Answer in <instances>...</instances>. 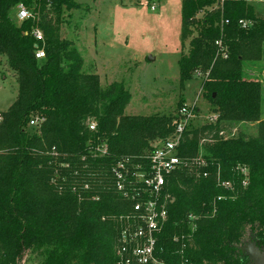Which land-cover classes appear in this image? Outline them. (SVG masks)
I'll return each mask as SVG.
<instances>
[{
	"label": "trees",
	"instance_id": "trees-1",
	"mask_svg": "<svg viewBox=\"0 0 264 264\" xmlns=\"http://www.w3.org/2000/svg\"><path fill=\"white\" fill-rule=\"evenodd\" d=\"M216 3H181V43L190 41L178 60L179 86L183 89L196 72L205 75L202 97L217 120L186 133L178 152L195 158L199 143L209 142L203 157L210 165L209 177L182 171L168 179L175 201L157 244L166 264H254L249 249L264 247L261 82L243 69L263 58L264 18L257 17L247 0H225L210 10ZM19 5L33 7L40 17L14 23L10 14ZM47 7L58 14L75 4L0 0V56L18 87L12 105L0 113V264H19L26 251L39 254L38 264H115L114 219L127 213L131 203L116 193L111 166L122 158H141L150 142L167 138L174 116H125L128 96L115 86L102 91L96 75L81 72L75 49L58 37V27L43 19ZM200 13L204 16L197 24ZM239 20L253 25L242 30ZM38 29L41 42L33 36ZM218 40L227 48V59L216 57ZM37 50L43 51V59L35 58ZM33 118L43 122L31 134L27 126ZM89 118H96L98 132L86 130ZM241 122H259L256 139L222 141L221 127ZM101 141L106 155H90ZM237 165L249 170L245 189L232 172ZM216 166L222 179L234 183V199L218 200L228 194L215 185Z\"/></svg>",
	"mask_w": 264,
	"mask_h": 264
},
{
	"label": "rangeland",
	"instance_id": "rangeland-1",
	"mask_svg": "<svg viewBox=\"0 0 264 264\" xmlns=\"http://www.w3.org/2000/svg\"><path fill=\"white\" fill-rule=\"evenodd\" d=\"M181 3L182 0H74L75 7L71 10L63 7L56 14L47 7L42 17L58 27V37L75 49L83 74L96 75L102 91L115 86L128 96L125 116H174L181 106L195 104L197 118L192 129H199L209 124L208 119L215 114L202 97L203 76L194 74L183 89L179 86L178 60L187 52L190 41L181 43ZM247 3L253 5L257 17L264 18L259 0ZM23 7L30 15L40 17L33 13V7ZM16 14L15 8L10 18L19 24ZM203 16L197 15V24ZM193 29L194 37L196 26ZM243 69L250 78L261 82L260 121H264V55L258 63H245ZM16 92L15 76L6 58L0 56V113L8 109ZM89 119L97 123L96 118ZM258 123L224 125L220 138L256 139ZM38 128L28 124L27 131L32 134ZM208 143H199L197 158L208 155ZM259 251L264 257V247ZM22 260L19 264H38L40 257L36 252L26 251Z\"/></svg>",
	"mask_w": 264,
	"mask_h": 264
},
{
	"label": "built area",
	"instance_id": "built-area-1",
	"mask_svg": "<svg viewBox=\"0 0 264 264\" xmlns=\"http://www.w3.org/2000/svg\"><path fill=\"white\" fill-rule=\"evenodd\" d=\"M224 1L217 0L210 10L221 7ZM16 9L19 22L29 19L30 14L22 5ZM224 24L227 25L228 21ZM237 24L242 30L250 29L253 25L249 20H239ZM33 36L38 42L43 40L39 31L33 32ZM214 45L217 49L216 57L227 59V48L222 41L218 40ZM35 58L43 59V51H35ZM195 75L203 76L200 72H196ZM196 118L195 104L181 106L174 115L173 131L167 138L150 142L149 151L141 158H122L111 166L110 174L116 193L123 200L131 203L127 213L114 219L118 226L114 248L115 264H166L160 257L162 250H158L157 244L163 227L168 221L169 207L175 201L173 194L167 188L168 179L182 171L202 179L209 177L207 168L210 165L203 157L182 158L178 154L185 134L192 130V123ZM90 120H87L86 130L96 133V123ZM216 120L217 116L212 115L208 122L215 124ZM42 122L43 119L33 118L29 125L38 127ZM51 153L56 154L55 148L51 149ZM106 153L104 141L89 151L90 155L98 158L104 157ZM232 172L239 177L240 188L245 189L249 180L248 168L237 165ZM213 176L216 187L228 194L219 197L218 200L234 199L236 195L234 183L221 178L219 166L214 169ZM89 188L87 185L83 186L84 191H88Z\"/></svg>",
	"mask_w": 264,
	"mask_h": 264
},
{
	"label": "water",
	"instance_id": "water-1",
	"mask_svg": "<svg viewBox=\"0 0 264 264\" xmlns=\"http://www.w3.org/2000/svg\"><path fill=\"white\" fill-rule=\"evenodd\" d=\"M249 255L254 264H264V257H262L260 252L255 247L252 246L249 249Z\"/></svg>",
	"mask_w": 264,
	"mask_h": 264
},
{
	"label": "crops",
	"instance_id": "crops-1",
	"mask_svg": "<svg viewBox=\"0 0 264 264\" xmlns=\"http://www.w3.org/2000/svg\"><path fill=\"white\" fill-rule=\"evenodd\" d=\"M259 2L261 3V7L264 9V2H262V0H259ZM250 4H251V3H250ZM252 6H253V5H252ZM15 84H16V81H15ZM16 88H18V87H17V84H16ZM16 96H17V92H16V94H15V98H16ZM15 98H14V100H15ZM14 100H13V102H14ZM13 102H12V103H13ZM12 103H11V105H12ZM11 105H10V106H11ZM10 106H9V107H10ZM9 107H8V108H9Z\"/></svg>",
	"mask_w": 264,
	"mask_h": 264
}]
</instances>
